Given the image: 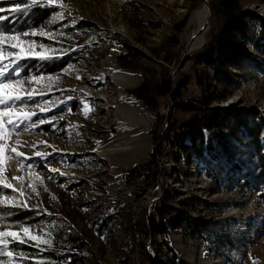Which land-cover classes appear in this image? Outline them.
Returning <instances> with one entry per match:
<instances>
[{"label":"rangeland","instance_id":"1","mask_svg":"<svg viewBox=\"0 0 264 264\" xmlns=\"http://www.w3.org/2000/svg\"><path fill=\"white\" fill-rule=\"evenodd\" d=\"M210 1L212 3L215 0ZM203 2L204 0H63L69 6L70 15L65 11V20L48 24L46 29L53 32L62 30L65 35L58 37L60 43L46 37L31 39L50 44L56 49L74 48V51L61 57L68 58V64L63 69L71 67L72 70L68 73H64L63 69L47 73L45 67L40 66V61L33 64L34 59H28L22 61L25 65L22 75L60 76V80L51 85V92L45 90L43 95L35 96L29 101V106L34 107L45 100L57 102V106L47 112L37 110V115L32 118L33 122L38 123L41 119L50 120L55 116V126L43 124L33 130L37 135L53 136L62 143V150L68 154L56 157L54 162L67 168L69 173L62 175L50 172L46 166L38 167L35 171L43 178L41 184L34 176L29 178L30 170L27 165L23 170H18V165L12 169L10 161L4 173L9 181H12L13 176H24V199L28 205H40L47 209L46 213L50 218L57 219L50 225H45L38 217L20 210L4 223L26 222L33 234L51 231L52 245L59 244L60 248L69 246L70 235L74 234L84 257L75 263L70 261V264H152L157 260H165L171 253L160 246L163 243L161 232H155L152 228L150 230L152 205L159 199H164L178 212L163 217L162 223L166 230L164 236L178 260H184L185 264H252L251 257L258 259L259 264H264V206L258 194L261 189L245 191L238 185V174L235 175L234 183H231L234 179L232 166L226 164L228 159L238 156L240 150L243 149L240 161L250 151L246 164L254 168L252 172L258 174L259 165L247 142L248 133L245 128L240 131L220 129L218 133L207 131L205 148L201 154L202 160H209L206 163L200 160L198 152H194L187 137L181 148L177 147L173 139L159 142L172 121L175 122V127L192 115V112L173 106L167 95L149 93L165 69L173 74L175 81L182 77L186 79L187 86L180 90L179 95L185 100L199 95L198 77L203 78L206 83H212L214 72L229 70L227 72L236 80L237 87L232 88L231 93L216 104L217 107L226 109L228 113L236 112L246 118H254L264 127V55L261 50H256L253 46L249 48L251 55L260 57L262 61L254 64L250 59L237 64L236 62L243 60L244 55L236 56L235 62L230 59L225 61L223 53L218 52L216 60L221 67L216 66L214 71L193 57L205 48L206 43L222 26L223 17L215 11L209 13L211 27L209 25L210 29L207 30L206 43L194 51L189 49L188 56L191 57L178 69L188 48L182 38L186 32L195 28L193 24H189V17L194 11L203 8ZM11 6L7 0H0V7ZM244 8L250 12V30L259 37L260 31L257 28L262 26L264 30V0H246ZM50 11L49 18L44 20L41 27L61 8L56 5ZM73 18L76 19L75 24L71 23ZM26 24L28 23L21 27L10 26V23L0 24V28L25 31L30 26H25ZM79 45L83 47H77ZM115 67L125 73L117 76ZM140 78L135 89L125 86ZM214 84L222 91L223 83ZM120 90L137 98L153 117L156 118L159 114L164 116L152 151L156 162L151 156V161L145 167L140 170L131 168L124 174L120 171V164L109 165L104 159L99 160L94 154L93 145L117 131L115 119L122 118V115L114 105L117 104ZM83 91L88 93L87 97L80 96L84 94ZM69 96L73 99L59 103ZM85 105L88 108L87 115ZM151 131L152 129V136ZM230 133H233L234 138L227 141ZM261 138L264 153V134ZM100 171L105 175L98 176L97 172ZM49 176L53 179H48ZM123 176L127 187L117 186ZM80 179L84 180L82 184H78ZM163 179L167 180L166 184ZM12 182L16 186L20 184L18 181ZM30 183H35L39 196L28 187ZM68 184L73 187H67ZM111 186L115 188L111 189ZM128 186L132 188L129 189ZM44 187L49 191H43ZM0 194L13 193L11 189L0 187ZM16 195L19 196V193ZM53 195L57 197L56 200L51 199ZM189 215L203 216L211 222L210 229L200 237L191 235L182 224L184 217ZM230 222L233 225L228 226ZM149 231L152 232L151 235ZM224 235L228 236V241H220V238L227 239L223 238ZM34 243L18 247L9 244L8 250L14 254L20 251L28 253L27 259L14 256L16 264H36L39 260L47 259L42 253L39 257H34V251L31 250L35 248L32 246ZM40 247L48 248L44 244ZM188 258L191 261H187ZM0 259L8 260L2 256Z\"/></svg>","mask_w":264,"mask_h":264},{"label":"trees","instance_id":"2","mask_svg":"<svg viewBox=\"0 0 264 264\" xmlns=\"http://www.w3.org/2000/svg\"><path fill=\"white\" fill-rule=\"evenodd\" d=\"M246 0H215L211 3V11H215L222 18V26L217 34L211 37V39L206 43L205 48L193 55L194 58L197 59L199 63H203L204 65L209 66L210 68L215 69V67L219 66L218 62L215 60V52L217 50L223 53V59L228 61L229 59L235 62V57L244 55L242 61L236 62L237 64L243 63L248 59L252 60V63L259 61L262 62L261 59L245 53H242L239 48V43L236 44L229 43L226 41L227 35L229 33H233L232 30L236 32H244L245 30H250L248 16L250 12L244 8V2ZM50 9L45 8L41 9L39 7L32 10L28 17H19V25L26 24L31 25L32 27H36L39 29L41 25L44 23V20L48 19L50 16ZM18 23V22H17ZM257 31H260V36L256 37V46H259L260 49L264 52V30H262V26L257 28ZM178 43V41H177ZM221 47V48H220ZM254 47V46H253ZM191 56H186L185 61L188 60ZM237 61V60H236ZM37 60H32V63H37ZM41 67H45V71L47 73H55L59 70H62L68 64V58H60L56 60H51L47 62H39ZM229 70H225V72H219L217 70L214 72V77L212 83H218V85H222V91H219V86H215L213 83H206L203 78H197V85L200 88V93L196 98L191 99H181L180 98V90L185 89L187 86V82H185V78L182 77L179 81H175L173 74H169V72L165 69L163 71L162 76L160 75L159 81L153 86L152 90L149 93H155L157 96L167 95L171 99L173 106H176L185 111L192 112L191 117H189L184 122H180L176 124L174 127V121L170 123L167 128L162 133V136L159 142L162 140L163 142L168 141L169 139H173L177 145V147L181 148L183 143L187 138H191V147L194 152H198L200 160H202V152L205 143V134L207 131L212 130H220V129H234L235 131H240V129L245 128L248 133V144L250 145L252 151L255 153L256 162L259 165L258 174L252 172L253 167H248L246 164V157L250 151L246 152V155L243 156L242 161H240V156L243 151L240 150L237 163H233L232 167L239 170L238 173V185L242 186L245 191H255L257 189H261L258 192L259 200L264 205V153L262 147V135L264 134V129L261 127L257 121L250 122L247 118L240 113H228L226 109H222L217 107V103L221 102L229 93H231V89L236 88L237 83L233 77H231L228 72ZM220 82V83H219ZM228 89L226 91L225 89ZM65 92H69V90H65ZM160 115V114H159ZM157 115L154 121V125L151 128L152 140L156 142L158 131L163 123L164 116L161 117ZM177 137L176 139L173 137ZM187 137V138H186ZM159 146V145H158ZM158 152V149H157ZM152 159L156 162L154 155ZM203 162H209L208 159L202 160ZM228 163V162H227ZM226 163V164H227ZM130 174H133L131 172ZM235 175L233 182L235 181ZM164 183H167L166 179H163ZM215 206V204H214ZM39 209H33V211L29 212L23 210L24 213H27L31 216L38 217L45 225H50L51 222L56 220L57 218H50L47 213H42L41 215H36V212ZM153 211L152 217L150 216V223L155 232H161V236L163 237V243L160 246H164L171 253L169 257H166L165 260H157L152 264H178V257L176 253L173 252L170 243L167 242L165 238V227L162 225L163 217H167L170 213H178L175 212V208H173L170 204H167L164 199H159L156 203L152 205L151 214ZM180 215V214H179ZM52 217V216H51ZM185 229L193 236H202L205 231L210 229L211 222L205 219L203 216H185L184 217ZM231 220V219H230ZM55 225H58V221L55 222ZM233 225V223H228V226ZM227 225H225L226 227ZM152 232H149V234ZM220 241H228V236L224 235ZM200 240V239H198ZM76 237L74 234L70 235L69 238V246H65L60 248L59 244L53 245L54 250H50L45 248V251L40 252L38 248H31L34 251V257H39L40 253L45 255L47 259L45 261H52L53 264H61L64 261L70 259L72 263H75L76 260L81 261V257H84L79 250V245L76 244ZM71 249V251H70ZM37 253H39L37 255Z\"/></svg>","mask_w":264,"mask_h":264},{"label":"snow or ice","instance_id":"3","mask_svg":"<svg viewBox=\"0 0 264 264\" xmlns=\"http://www.w3.org/2000/svg\"><path fill=\"white\" fill-rule=\"evenodd\" d=\"M7 2L12 6L9 8L0 7V13H9V15H0V24L9 21V16L13 19H19L21 16L28 17L32 10L37 7L50 9L53 6L59 5L61 8V11L56 12L52 19L39 29L31 25L25 31L0 28V187L3 189H11L13 193L12 195L0 194V228L3 229L0 230V246H2L0 247V256L8 258L7 261L0 259V264H16L14 256L27 259L28 253L20 251L14 254L13 251L8 250L9 244H14L18 247L35 242L32 246L40 249V252L45 251V249L40 247L41 244L47 245L50 250L54 249L51 231L42 234H33L32 228L27 226L26 222H17L16 224L4 223V221L17 214L20 210L31 212L33 209H39L36 215L47 212V209L42 208L40 205H33L31 207L28 205L27 200L24 199L26 193L22 183L25 177L13 176L12 181L20 182L19 186L14 185L4 175L6 170L5 164L13 160L16 161L18 170H23L25 167L24 162L31 160L32 156L47 159L53 153L61 151L57 146L49 144L46 140H29L23 138L24 133H27L30 129L39 127V125L49 124L53 127L55 126L53 125V121L56 119L55 116L50 120L41 119L38 123L33 122L32 118L36 116L37 110L39 112H47L50 108L56 107V101L45 100L42 103L35 104L34 107L29 106V101H32L37 95H43L45 90L51 92V85L58 82L60 76H45L44 74L23 76L22 73L25 65L22 61L28 59H34L40 62L56 60L75 49H56L50 44L38 43L36 39H31V37H46L50 41L60 43L58 37L64 36V32L62 30L53 32L46 29L48 28V24L65 20V11H68L70 15L69 6L63 3V0H19V2L17 0H7ZM71 23L75 24L76 19L73 18ZM67 26L64 25V27ZM77 47L83 46L79 45ZM71 70V67H69L62 71L68 73ZM77 78L82 79V77ZM34 85H40L41 87L37 88ZM72 99L73 97L69 96L66 97V100L59 101V103H66V101ZM87 111L88 108L85 105V115H87ZM9 141H12V143L9 144ZM40 145H43L45 150L33 151L31 155H27L25 151L21 150L36 149ZM48 148H51L52 152L47 151L46 149ZM6 153H8L7 156ZM27 168L30 170L28 172L29 178L31 179L34 176L36 181L43 184V178L35 171L33 164L28 163ZM49 171L52 173H60V169L56 167H50ZM61 174L66 175V173ZM48 179H53V177L49 176ZM28 187L31 188L33 193L39 196L35 183H30ZM43 191L47 192L49 189L44 187ZM16 193H19V196ZM28 198L30 199L31 197L29 196ZM51 199L56 200L57 197L53 195ZM13 228H18V230H13ZM250 259L252 260V264H259L258 259L251 257ZM36 264H53V262L39 260ZM63 264H70V260L64 261Z\"/></svg>","mask_w":264,"mask_h":264},{"label":"bare ground","instance_id":"4","mask_svg":"<svg viewBox=\"0 0 264 264\" xmlns=\"http://www.w3.org/2000/svg\"><path fill=\"white\" fill-rule=\"evenodd\" d=\"M206 1L207 3L205 4L203 2V8L191 13L189 17V24H193L195 28L192 31L186 32V34L182 38L183 42H186V45L191 51L199 49L207 41V30L208 28L210 29L211 24L209 19L210 14L208 7V5L210 6V0ZM203 26L206 28L205 31L198 33V30ZM232 31L233 33H229V35H227L226 41L233 44H236L238 42L240 51H242V53H245V55L252 54L249 51V48L251 46H254V48L256 49H260L259 46H256V37L254 32H252L251 30H245L244 32H236L235 30ZM218 52L221 54V51L217 50L215 52V60ZM261 52L264 55V52L262 50ZM259 59L261 58L259 57ZM115 68L117 76H121L120 74L125 73V71L120 69L119 67ZM140 81L141 78L133 84H125V86L130 89H135L139 85ZM90 90L92 91V89ZM83 93L84 94H80V96L87 97L88 93L86 91H83ZM117 96L118 101L117 104L114 105V108L117 111H120L122 115V118L115 119L117 131H114L112 134L107 135V138L98 140L93 145L94 154L98 156L99 160L104 159L109 165H114L117 163L120 164V171L122 170V173L124 174L131 168L136 167L138 168V170H140L141 167H145L151 161L154 142L152 140V136L150 135V129L152 124H154L155 117H153L151 112L143 107L138 99L135 98L132 94H129L124 90H120ZM247 120L251 121L252 123L253 121H257V123H259L258 120L254 118H247ZM218 131L219 130H212L210 132L218 133ZM209 135L215 136L214 134ZM232 135L233 133H230L227 136L226 140L229 141L231 138H234ZM23 138L29 140H46L49 144L55 145L59 149H61V151L53 153L47 159L32 156L31 160L24 162L25 165H27L28 163H32L35 169L41 166H46L48 170L50 167H56L60 169V173H66V175H68L69 170L67 168H63L62 165H57V163L54 162L56 157L68 154L67 152L62 150V143L57 138H54L53 136L37 135L33 129H30L27 133H24ZM189 142H191V138H189ZM21 150L25 151L27 155H31L33 151L45 149L43 145H40L36 149ZM46 150L52 152L51 148H48ZM10 165L12 169H15L17 163L16 161L10 160ZM6 167H9L8 162H6L5 164V168ZM97 175L104 176L105 174H103V171H100L97 172ZM124 179L125 177L123 176L121 183L117 186L127 187L124 183ZM83 182L84 180L80 179L78 181V184H82ZM69 186L73 187L71 184L67 185V187ZM114 188V186H111V189ZM128 188L131 189L132 186H128ZM183 255L184 253L181 254L182 257ZM187 261H191V259L188 258ZM178 264H185V261L179 259Z\"/></svg>","mask_w":264,"mask_h":264},{"label":"water","instance_id":"5","mask_svg":"<svg viewBox=\"0 0 264 264\" xmlns=\"http://www.w3.org/2000/svg\"><path fill=\"white\" fill-rule=\"evenodd\" d=\"M205 3H207V1L206 0H204V4ZM208 7H209V13H210V11H211V7L208 5ZM205 27L203 26V27H201L199 30H198V33H201V32H203V31H205ZM188 52H190V50H189V48H187V51H186V53H184V55H183V58H182V60H181V63H180V65H179V67H178V69H180L181 67H182V65H183V62L185 61V57L188 55ZM150 230H151V228H150ZM150 232V231H149ZM150 235H151V233H150Z\"/></svg>","mask_w":264,"mask_h":264}]
</instances>
